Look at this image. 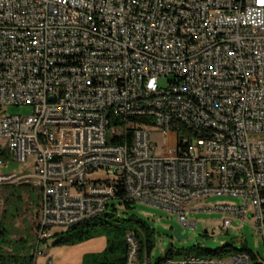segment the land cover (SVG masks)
Segmentation results:
<instances>
[{"label":"built area","instance_id":"2783aa9c","mask_svg":"<svg viewBox=\"0 0 264 264\" xmlns=\"http://www.w3.org/2000/svg\"><path fill=\"white\" fill-rule=\"evenodd\" d=\"M19 105L30 113L5 110ZM53 113L85 114L88 126L46 123ZM176 113L193 128L177 125ZM205 123H222L223 132H205ZM151 129L162 133L161 156ZM100 139L110 147L98 148ZM1 145L32 170L0 173V185H30L39 196L25 264H56L44 252L53 228L103 214L118 188L189 228L192 200L239 196L242 205L213 210L243 220L251 205L264 242V0H0ZM98 169L110 177L87 179Z\"/></svg>","mask_w":264,"mask_h":264},{"label":"rangeland","instance_id":"374dc122","mask_svg":"<svg viewBox=\"0 0 264 264\" xmlns=\"http://www.w3.org/2000/svg\"><path fill=\"white\" fill-rule=\"evenodd\" d=\"M159 83L164 86L167 84L165 78H162ZM5 110L9 114L27 115L30 113V107L21 105L8 106ZM150 137L155 144L153 155L161 156L162 133L157 129H151ZM0 151L3 153L1 159L5 162V165L0 168L1 174L20 175L31 172L32 167L30 164L17 161L10 154L7 146L1 145ZM243 203V198L225 194H215L206 199L203 198L191 202L188 205L189 211L186 219L194 222V227L192 228L184 226L175 213L139 201H131L129 206H127L118 199H112L106 212H110L112 210L111 206H113L115 217L122 226L134 228L137 226L136 222L141 221L154 229L155 245L150 253V264H154L159 257L165 255L164 249L169 241H172L174 251L182 249L186 251L193 246L215 249L228 244L238 250L243 248L249 250L258 257V262L264 264V242L250 222L252 219V206L249 205L246 218L243 220L236 215L213 210V207L218 204L237 206ZM38 205V192L33 186L0 185V226L3 225L7 229L11 240L14 241L20 238L25 240L23 248L9 245L4 248L5 251L16 248L15 252H13L14 254L27 257L33 254V247L30 249L29 244H32L34 240V227L38 221L39 213ZM224 219L232 220V224L227 229L222 227ZM68 229L66 227L53 228V232L57 233V235L60 233L66 234ZM174 229H179L182 235H186V238L175 239L172 236ZM54 240L55 237L48 240L50 245L45 248L44 252H48L56 264H93L92 254H98V252L103 250L83 253L82 258L86 257L85 261L78 259V257L63 259L56 254L57 248L61 246H57L55 249V245H52ZM93 247L94 244L92 243L85 246L87 249ZM184 253L181 255L174 254L173 258L180 260L186 256ZM191 255L195 256L196 253L192 251ZM230 257L228 255L224 259L229 260ZM41 261L42 259L40 258L39 262Z\"/></svg>","mask_w":264,"mask_h":264},{"label":"trees","instance_id":"16d2710c","mask_svg":"<svg viewBox=\"0 0 264 264\" xmlns=\"http://www.w3.org/2000/svg\"><path fill=\"white\" fill-rule=\"evenodd\" d=\"M2 154L3 153H1L0 151V156ZM116 194V199L124 202L125 205L129 206L131 201L125 198L124 192L121 188L117 189ZM111 209L112 210L110 212L105 211L103 214L93 219L86 220L75 226H72L68 229L66 234H56L54 236L55 240L52 245H55V247L75 246L94 238L105 237L106 245L102 252H98V254H92L93 264H150V253L155 245L154 229L142 223L141 221H137V226L134 228L122 226L119 220L115 217L114 207L111 206ZM36 227L37 223L34 227L35 234ZM129 236L133 238L137 250L136 259L133 263L129 262L130 244L127 240ZM24 242L25 240L21 238L14 241L11 240L10 234L7 229H5L3 225L0 226V263L25 264L31 261L32 255L27 257L13 253L15 252V249L18 248V246H20V248H23L25 244ZM33 243L29 244L30 249L33 247ZM9 245L16 246V248L5 251L4 248L8 247ZM192 251L196 253L195 256L209 258H224L228 255L232 256L236 253L244 252L243 254L249 255L250 264H262L258 262V257L249 250L244 248L238 250L228 244L215 249L193 246L191 249H188L186 251L184 249L174 251L172 246V248L168 252H166L165 255L159 257L154 264L165 263L168 259L178 260L173 258L174 254L181 255L185 252L184 254L186 256H189L191 255ZM185 257L180 259V261H183ZM82 259L83 261H85L86 257Z\"/></svg>","mask_w":264,"mask_h":264},{"label":"bare ground","instance_id":"6f19581e","mask_svg":"<svg viewBox=\"0 0 264 264\" xmlns=\"http://www.w3.org/2000/svg\"><path fill=\"white\" fill-rule=\"evenodd\" d=\"M177 125L184 129H192L193 121H190L183 116V113H176ZM46 123L49 124H60L61 126L68 127H86L88 126V118H86L85 114L81 113H53L46 115ZM31 130H39V123H31ZM205 132H223V124L222 123H205ZM110 147V139H100L98 141V148H106ZM106 161H115L114 153H106ZM104 177H110V170L108 169H98L97 171H89L87 172V179H99ZM212 196L211 193H203V197H199V199L207 198ZM194 199L192 202L199 200ZM97 216H91V218H83L76 222L67 223V228L75 226L83 221L93 219ZM136 250V246H135ZM238 254V253H236ZM194 258H203L200 256L189 255L186 256L183 261H180V264H193ZM170 262L168 259L165 263Z\"/></svg>","mask_w":264,"mask_h":264},{"label":"crops","instance_id":"0c3cea01","mask_svg":"<svg viewBox=\"0 0 264 264\" xmlns=\"http://www.w3.org/2000/svg\"><path fill=\"white\" fill-rule=\"evenodd\" d=\"M94 244L93 248L87 249L85 246L89 244ZM106 245L105 237H98L91 239L89 241L83 242L81 244L75 245V246H61L57 248V255L60 258H71V257H78V259H82L83 253L86 252H98L104 249ZM56 249V247H55Z\"/></svg>","mask_w":264,"mask_h":264},{"label":"water","instance_id":"95a60500","mask_svg":"<svg viewBox=\"0 0 264 264\" xmlns=\"http://www.w3.org/2000/svg\"><path fill=\"white\" fill-rule=\"evenodd\" d=\"M172 236L175 239H183L186 238V235H182L179 229H174L172 231ZM173 244L172 241H169L166 245V248L164 249V253L168 252L172 248Z\"/></svg>","mask_w":264,"mask_h":264}]
</instances>
